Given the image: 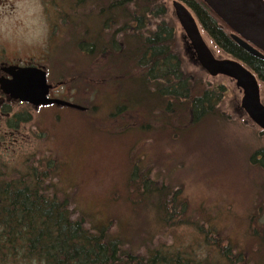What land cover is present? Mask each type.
Listing matches in <instances>:
<instances>
[{
  "label": "rangeland",
  "instance_id": "rangeland-1",
  "mask_svg": "<svg viewBox=\"0 0 264 264\" xmlns=\"http://www.w3.org/2000/svg\"><path fill=\"white\" fill-rule=\"evenodd\" d=\"M52 1L3 0L0 3V63L31 60L47 66L50 83L67 82L53 91L52 97L97 106L92 113H84L57 105L36 108L20 101L3 106L0 103V166L24 168L27 163H38L43 158L47 162L52 159L68 163L69 167L66 165L63 169L69 179L71 198L81 209L93 211L98 217L104 216L107 220L112 216L110 230L124 235L131 241V248L140 254L161 243L194 249L199 257L214 250L215 246H208L196 226L163 227L155 206H143L132 212L123 199L118 200L127 194L128 154L132 155L131 161L139 155L147 156L150 172L159 184H170L172 189L183 192L181 196L187 199L191 220L200 219L198 210L203 208L210 213L208 216H214L212 226L224 234L236 233L243 242L246 218L263 198L264 168L257 166L252 156L264 147V131L241 107L243 92L236 82L224 75L211 76L198 63L176 19L173 0H163V3L167 15L175 22L177 47L184 65L189 72L201 76L205 85L223 87L220 110L226 117L208 118L199 126H189L174 118L177 133L165 132L164 128L162 132L154 111L153 117L140 107L115 114V106L100 95L115 92L102 72L105 58H98V66V59L87 63L86 75L92 76V80L79 79L76 87L69 82L74 69L83 64L86 53L72 46L70 31L73 29L66 24L73 17L79 21L76 14L92 8L85 5L75 10L73 0H54L59 5ZM202 33L217 58H231L203 30ZM93 70L97 71L94 75ZM259 83L264 103V83L260 80ZM96 90L99 97L94 98ZM134 95L138 96L135 90ZM141 123L149 124L142 129ZM146 162L141 160L136 164L142 168Z\"/></svg>",
  "mask_w": 264,
  "mask_h": 264
},
{
  "label": "trees",
  "instance_id": "trees-1",
  "mask_svg": "<svg viewBox=\"0 0 264 264\" xmlns=\"http://www.w3.org/2000/svg\"><path fill=\"white\" fill-rule=\"evenodd\" d=\"M181 1L219 49L243 62L264 83V56L241 46L232 37V29L204 0ZM85 5L92 10L77 13L79 21L73 17L66 24L73 29L72 46L86 53L79 70L71 73L69 82L74 87L79 79H93L86 75V65L101 57L105 58L102 72L106 83L115 92L100 95L115 106V114L138 107L146 109L149 116L154 111L162 132L174 133L179 132L174 118L189 126L202 125L208 118H226L220 110L223 87L211 88L201 76L186 69L177 47L175 22L167 15L163 0L72 1L75 10ZM63 18L66 20V15ZM96 72L93 70V75ZM98 93L96 90L93 97H99ZM125 101L127 105H123ZM80 105L87 108L84 113L95 111L97 106ZM131 159L128 154L127 194L118 200L123 199L132 212L155 206L163 227L196 226L214 250L199 257L194 249L161 243L143 254L134 251L131 241L110 230L112 216L107 220L98 217L71 198L63 169L68 163L43 158L24 168L0 166V264H264V187L262 201L246 218L245 239L240 242L236 233L224 234L212 226L215 218L203 208L198 210L200 219L191 220L183 192L170 184L160 185L150 172L147 156ZM141 160L147 161L145 167L136 164ZM252 161L264 168V147L256 150ZM204 224L210 227L204 228Z\"/></svg>",
  "mask_w": 264,
  "mask_h": 264
},
{
  "label": "water",
  "instance_id": "water-1",
  "mask_svg": "<svg viewBox=\"0 0 264 264\" xmlns=\"http://www.w3.org/2000/svg\"><path fill=\"white\" fill-rule=\"evenodd\" d=\"M232 29V37L245 49L264 56V0H204ZM177 21L185 32L189 50L198 63L211 76L224 75L236 82L243 92L241 107L249 118L264 131V103L257 75L235 58H217L204 38L193 12L181 0H173ZM12 78L0 77V88L14 101L29 103L33 107L57 105L86 111V107L72 101L50 97L58 84L49 83L45 66L10 65L3 68Z\"/></svg>",
  "mask_w": 264,
  "mask_h": 264
},
{
  "label": "flooded vegetation",
  "instance_id": "flooded-vegetation-1",
  "mask_svg": "<svg viewBox=\"0 0 264 264\" xmlns=\"http://www.w3.org/2000/svg\"><path fill=\"white\" fill-rule=\"evenodd\" d=\"M0 3L3 4V0H0ZM187 41V40H186ZM10 65H18V66H22V67H27V66H36V67H42L44 65L39 64V63H34L31 60H26L23 63H19V61H15V62H5L4 60L1 61L0 63V77H5V78H12V76L10 74H7L3 71V68L6 66H10ZM47 68V66H45ZM50 83V82H49ZM66 82L65 81H59V82H53V84H58V86L54 87L51 91L49 96L52 97V92L57 90L58 88H60L62 85H64ZM12 102H15L14 100H12L10 98L9 95H6L5 93H3V91L0 88V103L1 106H3L4 104H11ZM9 113V112H7Z\"/></svg>",
  "mask_w": 264,
  "mask_h": 264
}]
</instances>
